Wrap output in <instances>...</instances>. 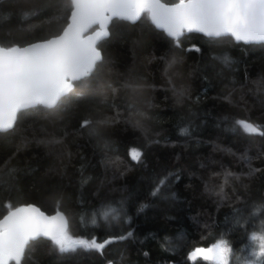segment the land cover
<instances>
[{
	"label": "trees",
	"instance_id": "16d2710c",
	"mask_svg": "<svg viewBox=\"0 0 264 264\" xmlns=\"http://www.w3.org/2000/svg\"><path fill=\"white\" fill-rule=\"evenodd\" d=\"M61 14L62 0H0V41L50 38ZM109 27L103 66L78 100L28 110L0 134V211L59 209L72 235L114 241L61 257L41 238L22 264H193L188 253L220 239L241 264L251 234L264 235V135L235 122L264 126V44L196 34L177 44L143 17Z\"/></svg>",
	"mask_w": 264,
	"mask_h": 264
},
{
	"label": "snow or ice",
	"instance_id": "6c2138e0",
	"mask_svg": "<svg viewBox=\"0 0 264 264\" xmlns=\"http://www.w3.org/2000/svg\"><path fill=\"white\" fill-rule=\"evenodd\" d=\"M142 17L163 29L177 44L185 33L192 32L203 33L214 40L231 37L246 44L264 42V0H178L175 3L168 0H62V14L53 18L59 27L50 38L42 37L26 45L5 46L0 41V134L14 130L28 110H39L40 106L58 110L78 100L75 90L90 86L103 66L101 53L110 35L109 25L114 26L118 20L136 22ZM223 59L225 63L231 62L229 57ZM91 123L85 120L81 126ZM235 123L246 134L264 135V126L244 119ZM130 156L140 161L142 153L132 149ZM15 171L9 169L11 180L15 179ZM251 174L250 170L248 175ZM167 180V176L161 177L151 194L156 196ZM6 207V214L0 211L3 217L0 219V264H22L41 238L50 241L51 249L61 257L77 253L78 249L102 253L106 245L112 243L111 239L98 242L95 237L72 235L59 209L54 215H47L32 204L13 207L9 203ZM108 215L104 213L105 218ZM249 238L260 241L259 250H253L254 259L245 258L243 264H264V235L254 232ZM231 253L228 242L220 239L211 246L193 249L188 259L193 264L197 259L209 264H229Z\"/></svg>",
	"mask_w": 264,
	"mask_h": 264
},
{
	"label": "water",
	"instance_id": "95a60500",
	"mask_svg": "<svg viewBox=\"0 0 264 264\" xmlns=\"http://www.w3.org/2000/svg\"><path fill=\"white\" fill-rule=\"evenodd\" d=\"M178 2V1H177ZM118 21H124V22H127V23H129V24H134V23H136V22H130V21H126V20H118ZM149 22H150V24L152 25V27H154V29H156L157 31H161L166 37H168V38H172V37H169L168 35H167V33L163 30V29H159V28H157L152 22H151V20L149 19ZM187 34H196V35H200V36H203V37H205V38H209V37H206L203 33H199V32H192V33H185L184 35H187ZM86 35H87V33H86ZM231 38V37H230ZM173 39V38H172ZM232 40H233V42L234 43H241V44H246V43H244L243 41H240V42H238V41H235L233 38H231ZM247 44H264V42H253V43H247ZM42 107V106H41ZM133 160V159H132ZM134 162L136 161V160H133ZM20 206H25V205H20ZM55 212L56 211H54V212H52V213H49V214H47V215H54L55 214ZM46 214V213H45ZM3 217H1L0 219H2ZM43 239V238H42ZM106 240H108V239H106ZM112 240V242L114 241V239H111ZM188 256H189V253H188V255H187V259H188ZM188 261H190L189 259H188ZM11 264H15V262H10Z\"/></svg>",
	"mask_w": 264,
	"mask_h": 264
},
{
	"label": "rangeland",
	"instance_id": "374dc122",
	"mask_svg": "<svg viewBox=\"0 0 264 264\" xmlns=\"http://www.w3.org/2000/svg\"><path fill=\"white\" fill-rule=\"evenodd\" d=\"M252 242L255 244V249L254 248L253 249L258 251L260 241L257 240V241H252ZM252 251H250V254L248 255L249 257H247L248 259H254V257H252V255H251ZM241 264H243V262Z\"/></svg>",
	"mask_w": 264,
	"mask_h": 264
}]
</instances>
